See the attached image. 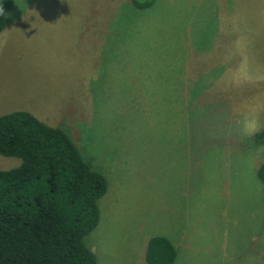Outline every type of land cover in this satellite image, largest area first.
Wrapping results in <instances>:
<instances>
[{
  "label": "rangeland",
  "instance_id": "obj_1",
  "mask_svg": "<svg viewBox=\"0 0 264 264\" xmlns=\"http://www.w3.org/2000/svg\"><path fill=\"white\" fill-rule=\"evenodd\" d=\"M13 2L0 115L65 128L105 176L84 236L98 263L147 264L164 231L172 264H264V0Z\"/></svg>",
  "mask_w": 264,
  "mask_h": 264
},
{
  "label": "trees",
  "instance_id": "obj_2",
  "mask_svg": "<svg viewBox=\"0 0 264 264\" xmlns=\"http://www.w3.org/2000/svg\"><path fill=\"white\" fill-rule=\"evenodd\" d=\"M129 1L137 9L155 2ZM13 3L0 0V32ZM250 139L264 142V128ZM0 155L20 160L16 167L0 169V264H96L84 236L98 222V199L108 184L67 130L25 110L1 114ZM255 174L264 186V162ZM176 253L169 237L152 235L144 260L172 264Z\"/></svg>",
  "mask_w": 264,
  "mask_h": 264
},
{
  "label": "crops",
  "instance_id": "obj_3",
  "mask_svg": "<svg viewBox=\"0 0 264 264\" xmlns=\"http://www.w3.org/2000/svg\"><path fill=\"white\" fill-rule=\"evenodd\" d=\"M153 235H164V236H166V237H170V236H168V235H165L164 234V231L162 232V233H155V234H153ZM150 236H152V235H149L148 237H143V240L146 242L147 241V239L150 237ZM170 239L171 240H173L171 237H170ZM146 244V243H145ZM94 250V249H93ZM131 251V250H130ZM97 252V251H96ZM135 254L136 253H134V252H130V253H128V255L126 256V257H123L121 260H119V261H117V262H115V264H136L135 263V261H134V256H135ZM96 264H99L98 263V258H96Z\"/></svg>",
  "mask_w": 264,
  "mask_h": 264
}]
</instances>
